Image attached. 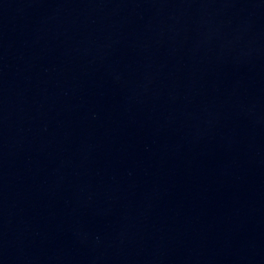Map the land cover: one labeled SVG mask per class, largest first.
I'll return each mask as SVG.
<instances>
[{
    "label": "water",
    "instance_id": "obj_1",
    "mask_svg": "<svg viewBox=\"0 0 264 264\" xmlns=\"http://www.w3.org/2000/svg\"><path fill=\"white\" fill-rule=\"evenodd\" d=\"M0 264H264V0H0Z\"/></svg>",
    "mask_w": 264,
    "mask_h": 264
}]
</instances>
